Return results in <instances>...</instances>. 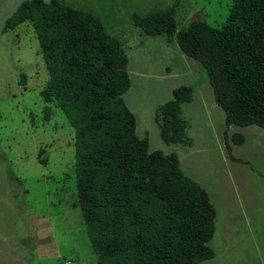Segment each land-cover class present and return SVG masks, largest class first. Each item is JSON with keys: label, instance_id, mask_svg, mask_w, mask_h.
Instances as JSON below:
<instances>
[{"label": "rangeland", "instance_id": "1", "mask_svg": "<svg viewBox=\"0 0 264 264\" xmlns=\"http://www.w3.org/2000/svg\"><path fill=\"white\" fill-rule=\"evenodd\" d=\"M23 1L0 0V264H98L79 205L75 128L43 99L50 74L34 27L5 28ZM62 1L92 11L122 41L131 79L124 97L138 136L150 151L177 153L208 191L217 210L215 256L199 264H264V128L228 126L207 69L181 50L177 34L147 35L134 24L135 13L166 10L174 0ZM233 3L181 0L177 30L198 18L222 27ZM180 86L193 88L181 112L186 145L167 143L156 120Z\"/></svg>", "mask_w": 264, "mask_h": 264}, {"label": "trees", "instance_id": "2", "mask_svg": "<svg viewBox=\"0 0 264 264\" xmlns=\"http://www.w3.org/2000/svg\"><path fill=\"white\" fill-rule=\"evenodd\" d=\"M135 13L144 34L173 36L207 69L226 124L264 128V0H234L222 27L193 19L178 31L176 9ZM30 23L50 80L43 99L56 103L75 128L79 205L98 264H199L210 245L217 210L208 191L184 172L177 153L150 151L125 101L131 85L122 41L92 11L62 0H24L5 28ZM24 77V75H23ZM180 86L156 120L167 143L189 144ZM236 141H244L242 134ZM42 162H46L42 159Z\"/></svg>", "mask_w": 264, "mask_h": 264}]
</instances>
